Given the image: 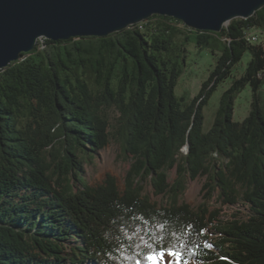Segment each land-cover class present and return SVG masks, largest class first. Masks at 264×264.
<instances>
[{
	"label": "trees",
	"instance_id": "trees-1",
	"mask_svg": "<svg viewBox=\"0 0 264 264\" xmlns=\"http://www.w3.org/2000/svg\"><path fill=\"white\" fill-rule=\"evenodd\" d=\"M257 29L264 6L219 32L153 14L104 37L38 40L0 69V264H146L148 246L174 248L182 263L264 264V40L247 37ZM192 35L217 57L185 98L175 86ZM230 77L203 132L202 110ZM246 86L250 109L235 121ZM110 142L129 164L122 189L110 174L87 182L84 166ZM196 178L192 207L180 197ZM238 202L245 217L222 219Z\"/></svg>",
	"mask_w": 264,
	"mask_h": 264
},
{
	"label": "water",
	"instance_id": "water-1",
	"mask_svg": "<svg viewBox=\"0 0 264 264\" xmlns=\"http://www.w3.org/2000/svg\"><path fill=\"white\" fill-rule=\"evenodd\" d=\"M263 6L264 0H0V69L32 51L39 38L104 37L153 14L219 32Z\"/></svg>",
	"mask_w": 264,
	"mask_h": 264
},
{
	"label": "rangeland",
	"instance_id": "rangeland-1",
	"mask_svg": "<svg viewBox=\"0 0 264 264\" xmlns=\"http://www.w3.org/2000/svg\"><path fill=\"white\" fill-rule=\"evenodd\" d=\"M178 28L184 29V26L180 25ZM258 35V42L264 40V32L260 29L256 30ZM183 37V34H179V38ZM194 35H192L188 41H185V65L183 66L182 74L176 82L175 93L177 96H184L185 98H190L194 95H197L203 81L208 79L210 70L214 67L216 62V54L211 53L209 49L201 48L195 43ZM39 41L42 42V39L39 38ZM250 59L248 53H244L241 61L233 69V75H240L243 70L246 68L247 63ZM233 77L228 78L225 82L221 83L215 91L212 92L211 96L208 99L207 104L204 106L203 113V125L202 131L206 132L210 125H212L214 113L219 105V98L227 88V86L232 82ZM250 97L251 90L249 86H246L234 99V111H233V120L240 121L244 119L250 109ZM109 115L113 120L116 117V112L114 109H109ZM129 166L128 161L120 154V148L116 143H109L105 148L98 151L95 154L93 163L85 165V172L87 177V182L90 185H98L104 180L107 174L115 177L117 179V184L119 188L124 187V176L127 167ZM173 173L170 174V179L173 178ZM204 182L203 178H196L194 180H189L186 185V190L180 200L190 204L192 207H197L201 202L202 198V183ZM150 193V199L153 203H161L163 200L160 196L155 195L151 192L150 187H146V193ZM211 209L217 207L215 202L210 201ZM247 214V208L238 202L235 205H223L221 210L222 219H232L233 217L244 218ZM211 238H214V235L210 229H206ZM173 260L174 258H170ZM146 264H149L147 262ZM182 264H195L194 261H186Z\"/></svg>",
	"mask_w": 264,
	"mask_h": 264
},
{
	"label": "snow or ice",
	"instance_id": "snow-or-ice-1",
	"mask_svg": "<svg viewBox=\"0 0 264 264\" xmlns=\"http://www.w3.org/2000/svg\"><path fill=\"white\" fill-rule=\"evenodd\" d=\"M148 247L149 250L145 253V259L149 264H173V260L170 258H174V264H182V254L174 248L157 247L155 250H151L150 246ZM137 264H141V261L137 260Z\"/></svg>",
	"mask_w": 264,
	"mask_h": 264
},
{
	"label": "built area",
	"instance_id": "built-area-1",
	"mask_svg": "<svg viewBox=\"0 0 264 264\" xmlns=\"http://www.w3.org/2000/svg\"><path fill=\"white\" fill-rule=\"evenodd\" d=\"M247 37H248V40H250L252 42H256L258 39V35H257L256 31H249L247 33Z\"/></svg>",
	"mask_w": 264,
	"mask_h": 264
}]
</instances>
